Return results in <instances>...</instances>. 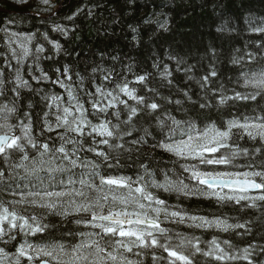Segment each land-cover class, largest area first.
I'll return each instance as SVG.
<instances>
[{
    "label": "trees",
    "instance_id": "obj_1",
    "mask_svg": "<svg viewBox=\"0 0 264 264\" xmlns=\"http://www.w3.org/2000/svg\"><path fill=\"white\" fill-rule=\"evenodd\" d=\"M0 0V32L9 31L35 37L31 54L26 59L17 60L12 54L11 47L0 42V108L7 106L15 108L14 113L0 111V123L7 117V123L19 125L21 121L28 123L29 113L33 126V135L40 142H48L58 146L60 140L56 129L57 108L52 104L51 96L61 97L59 103L67 106V88L74 90V94L88 110V119L93 123L110 121L112 125H119L116 138H109L110 143L123 144L120 150L119 167L107 169L94 153L81 150L78 152L80 160H95L101 164L98 169L101 175H123L133 180L144 174L141 165H147L153 177L163 182L165 174L173 180H183L189 188L197 182L191 180V171H185L183 166L191 169L193 166L200 171L208 172H251L264 171V141L250 139L240 130L234 129L228 144L232 147L221 149L216 155H230L235 148L247 149L249 154L238 155L231 164H202L196 158H177L157 145L168 137L170 121L166 114H171L177 120L195 121L199 129L209 123H216L223 128L230 119L244 122H264V98L257 96L256 100H231L224 105H218L220 95L233 96L236 92L245 95L256 91L251 85L245 86V77H251L253 72L264 68V0ZM57 26L63 31L56 30ZM54 43L60 45L57 51ZM38 44L43 46L38 47ZM42 48L43 51H38ZM22 55V54H21ZM181 63L177 64V61ZM235 61V62H234ZM165 66L171 72V85L163 79L160 73ZM67 69V72H65ZM215 70L216 76H210ZM28 82V87H17L16 76ZM48 79H43L44 75ZM146 76L143 83L137 82L138 76ZM109 78L106 80L105 77ZM204 76H209L206 87L201 88L200 82ZM70 77V79H69ZM61 81L67 87H62ZM128 83L130 89L136 90V95L144 97L148 103L153 101L162 105L161 109L151 112L144 105L123 93H119L117 85ZM97 87L118 95L114 107L105 113H98L92 109L89 93L95 94ZM17 89L19 95H17ZM155 90V91H152ZM191 96L187 100L183 93ZM49 99H45V97ZM169 97L173 101L180 99L181 105L166 103L163 99ZM109 100L111 97L108 98ZM126 101L125 104L119 101ZM104 104L108 100H103ZM210 103V107L201 109L199 104ZM138 108V113L129 123L128 109ZM116 112L120 115L117 117ZM48 113L45 117L44 114ZM157 117L165 119V126L161 127ZM45 119L53 126L49 132L44 127ZM147 130V131H146ZM6 129H0V132ZM83 137L85 148L91 146L98 150L117 152L107 145L99 144L100 137L95 134ZM14 132L20 135L18 127ZM43 132V134H41ZM130 135H123L124 133ZM75 135V134H72ZM123 136L122 139L118 138ZM143 137V143L133 144ZM97 141L93 143V139ZM175 138H179L177 135ZM71 147V146H68ZM261 148L257 153L254 150ZM31 156L37 153L28 148ZM211 156L212 154H206ZM75 158V157H74ZM115 163V161H109ZM14 167L19 163V154L13 153L10 160ZM31 166V161L25 162ZM61 163V161H57ZM0 168L8 169L6 175L14 177L0 181V209L3 207L14 210L19 216L37 217V222L48 225L45 232L32 233L21 231L19 227L10 233L0 236V249L12 256H18L21 244L38 245L62 243L66 246L74 245L88 239L80 233L96 232L98 229L90 225H77L75 220L89 218L86 213H76L71 210L67 198L62 197L64 207L69 215L60 216L29 203L17 205L18 200L11 193H23L27 200L28 192L53 189L48 174L41 173L44 183L41 184L34 177H26L22 169H9V164L0 158ZM87 168L76 167L71 172L55 173L57 180L67 182L69 176L77 183L83 176L85 179L99 182L98 177L89 174ZM61 177V178H60ZM149 177L145 176V180ZM256 181L261 182L259 177ZM56 189L60 184L56 183ZM74 185V184H72ZM204 187V186H200ZM81 189V188H77ZM160 199L166 201L169 212L179 211L189 216L205 217L209 220L219 218L229 224H246L245 229H230L225 232L219 228H196L190 222L176 223L160 216L161 227L170 230L175 236L181 234L193 243L199 240V246L208 251L213 238L217 239L225 252L234 256H242L243 249L249 248V260L217 261L214 257L197 254L194 264H264V202L257 201L260 207L247 208V202L237 205L235 202H217L214 197L206 195H189L161 189H150ZM61 191V190H60ZM69 192L68 190H62ZM71 192V191H70ZM231 193L232 189H224ZM250 197L264 194L247 192ZM80 201V197L70 196ZM55 199V198H54ZM155 207L156 205L153 204ZM62 210V209H59ZM106 214V212L104 213ZM32 221L30 220V223ZM20 223V221H18ZM7 228V225H6ZM95 238V237H94ZM119 238V237H117ZM107 240V238H106ZM224 241H229L230 246ZM102 241L101 243H105ZM123 251V250H121ZM137 252L140 254L137 255ZM129 259L139 264H167L166 260H153V256L167 257L161 249H135L132 253H125ZM28 261L27 257H20ZM33 264H38L34 259ZM24 263V262H23ZM27 264V263H25Z\"/></svg>",
    "mask_w": 264,
    "mask_h": 264
},
{
    "label": "snow or ice",
    "instance_id": "obj_2",
    "mask_svg": "<svg viewBox=\"0 0 264 264\" xmlns=\"http://www.w3.org/2000/svg\"><path fill=\"white\" fill-rule=\"evenodd\" d=\"M44 2L48 3V0H44ZM56 30L63 31L59 26H57ZM260 30L264 31V29ZM53 46L57 51L60 50L58 43H54ZM21 48L24 51V55L27 56L29 49L23 44ZM38 51H43V49L40 48ZM179 63L181 61L178 60L177 64ZM65 72H67V69H65ZM160 75L171 85L172 82L169 79L171 72L168 71L167 66H165L164 72L160 73ZM216 75L215 70L210 72V76L215 77ZM108 78V76L105 77L106 80ZM43 79H48L46 74L43 76ZM136 80L139 83H143L147 80V77L143 75L138 76ZM208 80L209 76L202 78L200 82L201 88L206 87ZM56 82L60 83L62 87H67L59 80ZM16 84L18 88L28 87V82L23 80L19 74L16 76ZM244 84L246 87L251 85L256 91L247 95L240 92H236L233 96L220 95L218 105H224L231 100L254 101L257 99V96L264 98V68H261L258 72H253L250 78L246 76ZM117 89L119 93H123L135 100L138 105H144L151 112H156L162 107L161 104L155 101L148 103L144 97L137 96L136 90L130 89L128 83L117 85ZM13 90L17 91V89ZM17 95H19L18 91ZM88 95L93 97L90 103L92 109L98 113L107 112L109 108L114 107V102L118 100V95H114L113 92L104 91L101 87L96 88L95 94L89 93ZM183 95L187 100L191 101L192 98L187 92H184ZM67 96V106H62L59 103L61 97L58 95L51 96L52 104L49 105V107L54 105L57 108L55 128L62 129V132L58 133V138L61 141L58 146L37 140L32 134L33 126L29 113H25V116L29 117L28 123L21 121L19 125L7 123V117H5L4 122L0 123V129H6V131L0 132V158H3V161L9 164V169L12 171L22 169L26 177H34L41 184L44 183L41 177L42 172L48 174L50 183L54 182L63 185L65 181L63 179L57 180L54 175L55 173L71 172L76 167L89 169L91 176L99 178L98 183L95 180L85 179L82 176L78 181L82 186L81 189H74L71 192L35 191L28 192L27 196L33 197L30 203L34 205L38 203V200L35 198L44 201L39 204V207L46 208L49 212L60 216L70 214L68 208L64 207V202L60 201V198L65 196L80 197V201L73 198L67 201V203L71 206L73 212L86 213L89 218L77 219L75 223L77 225H90L98 229V231L87 234L80 233L79 235L87 236L88 239L70 246L56 242L35 247L32 244H21L17 250L16 264H19L20 257H27L30 264L34 259L38 260V264H139L138 261L129 259L125 254L132 253L134 248L161 249L167 253V257H157L154 255L153 260H166L167 264H194V258L197 254L205 257H214L217 261L249 260V248L243 249L242 256H234L225 252L216 238H213L210 242L209 250L204 251L199 246L198 239L193 243L192 239H187L179 233L173 236L170 234L169 229L161 227L160 216L163 214L164 220L171 219L180 224L190 222V226L196 228L216 227L225 232L230 229H245L248 232L251 229L246 224H229L227 221L220 220L219 218L209 220L205 217L189 216L179 211L169 212L166 207V201L160 199L150 189H161L165 192L176 191L185 196L206 195L214 197L218 203L231 201L239 205L241 202H247L244 205L245 207L257 208L260 207L257 201L264 202V194L250 197L245 193L249 189H264V171L237 173L204 172L198 170L195 166L189 169L182 165L185 171H191L190 179L197 182L191 189L183 180L173 181L167 174H165L163 182H158L154 179L153 173L149 171L147 165H141L144 169V174L137 176L135 180L123 175H101L98 171L101 164L95 160H80L77 155L79 151L85 150L94 153L95 156L100 158L101 163L111 170L119 167L120 150L131 151V149H125L123 144L110 143L109 138L117 137L118 124L112 125L110 121L93 123L88 119V110L74 94L73 89L67 88ZM109 97H111L110 100L108 99ZM45 99L49 98L46 96ZM163 99L169 104L181 105L183 103L180 99L174 101L169 97H164ZM103 100H108V103L104 104ZM119 103L125 104V107H127L126 101L121 100ZM210 106V103L199 104L201 109ZM5 110L7 113H14L16 111L14 107L8 108L4 106V108H0V111ZM137 113L138 108H129L128 120L124 121V123H129ZM115 115L118 117L120 113L116 112ZM44 116L47 117L48 113H45ZM260 119L264 121V117ZM166 120L171 122L168 125V137L157 146L172 153L177 158H196L202 164H231L233 158L236 156H247L249 154L247 149H239L237 147L231 151L230 155H216L220 153L221 149L232 147L228 144V141L231 139L234 129L240 130L250 139L255 140L259 138L264 141V122H248L247 119L241 122L239 119L234 118L228 120L223 128L217 127L216 123L212 122L201 130L197 127L195 121L177 120L170 113L166 114ZM157 122L161 127L165 126V119L157 117ZM16 127L19 128L20 135L15 134L14 128ZM44 127L49 132L53 131V126L47 119L44 121ZM86 129H90L87 132L88 136L95 134L97 137H100L98 143L107 145L109 149L117 152V155L112 156L111 152L98 150L91 146L85 148L83 137L86 134ZM130 134L129 132L123 135ZM177 135L179 136L178 139L175 138ZM118 138L122 139L123 136ZM96 142L94 138L93 143ZM143 142L145 141L141 137L140 140L133 141L132 143ZM29 147L37 153L36 156L29 154ZM254 151L259 153L262 149L257 148ZM13 153L19 154V163H16L14 167L10 163ZM58 160L61 163H57ZM26 161H31V166H28L25 163ZM109 161H115V163H110ZM6 172H8V169L0 168V181L14 178L6 175ZM145 176L149 177V179L145 180ZM256 177H259L261 182H257ZM67 183L75 184L77 181L69 176ZM226 188L232 189V192H224ZM11 194L17 195L15 191ZM20 195L22 197L21 200L12 203H24V194L20 193ZM153 204L156 206L154 207ZM105 212L106 214H104ZM30 220L32 221L31 223ZM17 227L21 231L27 230L32 233H40L45 232L48 225H42L37 222L36 216L26 218L19 216L14 210L10 211L9 208L3 207L0 210V236L5 235L6 231ZM102 241L106 242L102 244ZM224 243L230 246L229 241H224ZM261 251H264V249H261ZM0 253H3V249H0ZM139 254L137 252V255ZM249 264H252V262L250 261Z\"/></svg>",
    "mask_w": 264,
    "mask_h": 264
},
{
    "label": "rangeland",
    "instance_id": "obj_3",
    "mask_svg": "<svg viewBox=\"0 0 264 264\" xmlns=\"http://www.w3.org/2000/svg\"><path fill=\"white\" fill-rule=\"evenodd\" d=\"M49 3V2H48ZM36 39V35L35 37L30 36V35H25V34H18L16 32L13 31H9V29L3 30L2 32H0V42L3 41L5 44H7V46L11 47V51L12 54H15L14 56H16L15 59H26L32 52L31 50V46L33 47V42ZM25 45L28 49H29V54L27 56L24 55V51L21 48V45ZM43 46L42 44H38V47ZM22 54V55H21ZM61 178V177H60ZM56 183L53 184V189H50L48 186H46L48 191H62V190H68L69 192L79 188H82V186L80 184L78 185H72V184H68L67 182L64 183L63 185L60 184L61 188L60 189H56ZM40 187H38L37 189H35L33 192L35 191H39ZM43 192V191H40ZM15 197L18 200H13V201H19L21 200V195L20 193L15 195ZM25 202L24 203H16L17 205H28L30 203V201L33 199V197L31 198V200H27L26 197H23ZM65 198H67L66 200H71L70 196H65ZM38 200V203L35 204L36 206L39 207L40 203H43L44 201H40L39 198H35ZM32 204V203H31ZM34 205V204H33ZM2 210V209H0ZM127 227V225H126ZM12 230V229H11ZM10 231H7V233H10ZM17 261V256H12L9 255L8 253L4 252L0 253V264H16ZM24 262V263H23ZM19 258V264H30L29 261H23ZM31 264H33V262H31Z\"/></svg>",
    "mask_w": 264,
    "mask_h": 264
},
{
    "label": "water",
    "instance_id": "obj_4",
    "mask_svg": "<svg viewBox=\"0 0 264 264\" xmlns=\"http://www.w3.org/2000/svg\"><path fill=\"white\" fill-rule=\"evenodd\" d=\"M260 189H249L248 191H259Z\"/></svg>",
    "mask_w": 264,
    "mask_h": 264
},
{
    "label": "bare ground",
    "instance_id": "obj_5",
    "mask_svg": "<svg viewBox=\"0 0 264 264\" xmlns=\"http://www.w3.org/2000/svg\"><path fill=\"white\" fill-rule=\"evenodd\" d=\"M257 182H258V181H257ZM260 190H261V189H260ZM260 190H259V191H260ZM259 191H248V192H259Z\"/></svg>",
    "mask_w": 264,
    "mask_h": 264
}]
</instances>
